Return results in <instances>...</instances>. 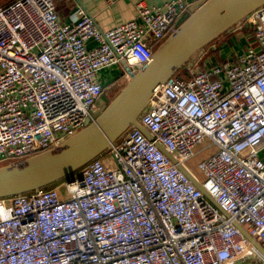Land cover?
Returning <instances> with one entry per match:
<instances>
[{"label":"built area","instance_id":"1","mask_svg":"<svg viewBox=\"0 0 264 264\" xmlns=\"http://www.w3.org/2000/svg\"><path fill=\"white\" fill-rule=\"evenodd\" d=\"M129 1L136 18L109 30L84 7L63 23L54 0L0 6L1 165L94 122L100 72L119 65L131 77L125 63H150L206 0ZM245 24L246 49L154 92L140 116L153 139L128 129L63 182L67 199L57 186L0 199V264H264L249 238L264 249V6ZM206 139L216 150L198 163L201 180L187 162Z\"/></svg>","mask_w":264,"mask_h":264},{"label":"water","instance_id":"2","mask_svg":"<svg viewBox=\"0 0 264 264\" xmlns=\"http://www.w3.org/2000/svg\"><path fill=\"white\" fill-rule=\"evenodd\" d=\"M262 6L264 0H206L160 44L150 63L138 67L136 72H132L125 63V69L131 73L130 79L94 122H88L56 148L20 163L0 166V199L48 187L61 180L71 182L77 170L108 150L133 126L153 139L151 132L141 123L140 116L154 92L180 69L193 67L195 57L203 55L211 42L222 34L234 32ZM245 26L252 27L251 24ZM178 167L218 206L184 165L178 164ZM249 238L264 255V249Z\"/></svg>","mask_w":264,"mask_h":264},{"label":"rangeland","instance_id":"3","mask_svg":"<svg viewBox=\"0 0 264 264\" xmlns=\"http://www.w3.org/2000/svg\"><path fill=\"white\" fill-rule=\"evenodd\" d=\"M250 32L246 31L243 26L239 25L236 28V31L230 33V34H222L219 36L216 40L211 42L207 47H206V52L203 55H199L195 57L194 62L195 65L190 68H196V69H203L207 65H209L213 60L216 61L221 58L220 55H222L224 58L232 52L236 51H242L244 48L246 49L247 46L249 45V36ZM220 47L221 54L219 56L211 57L213 53H211L214 49ZM213 58V60H212ZM188 72V74H187ZM122 73H124L119 65H114L110 68H107L105 70H102L100 72V75L103 79L104 85L110 82L113 77H121ZM179 74H190V69L185 68V69H180ZM118 77V78H119ZM123 78L121 80H118L114 84L110 85L106 91H104V95L101 98L100 101V113L106 108V106L117 96V94L121 91V89L124 87V85L127 83L129 80L126 76H122ZM108 79V80H107ZM210 140L206 139L204 140L201 144L196 146L194 149L195 151V156L187 162V165L189 168L197 175V177L201 180L204 179V175L201 172V170L198 167V163L206 158L211 152L216 150L215 146H210ZM58 187V192L63 199H67L70 194L68 193L67 190V185L66 183L62 182H57L53 184L51 187ZM260 254H262L259 251ZM264 258V255H263Z\"/></svg>","mask_w":264,"mask_h":264},{"label":"crops","instance_id":"4","mask_svg":"<svg viewBox=\"0 0 264 264\" xmlns=\"http://www.w3.org/2000/svg\"><path fill=\"white\" fill-rule=\"evenodd\" d=\"M12 1L0 0V6H6ZM137 1H145L149 6H163L169 0H135ZM54 2L63 23H69L76 9L84 7L95 18L102 30L112 29L117 24L135 19L137 16L135 5L129 0H115L113 3L108 0H54ZM88 45L93 46L95 42L89 41ZM118 77H113L106 85L113 83Z\"/></svg>","mask_w":264,"mask_h":264},{"label":"trees","instance_id":"5","mask_svg":"<svg viewBox=\"0 0 264 264\" xmlns=\"http://www.w3.org/2000/svg\"><path fill=\"white\" fill-rule=\"evenodd\" d=\"M246 31H252V29L251 28H246L245 29ZM212 44V43H211ZM211 53H213L212 54V56H210V58L211 57H214L215 58V56H219L220 54H221V51H220V47H218V48H216V49H214ZM221 56V58L220 59H218V60H216V61H214L213 60V58H212V63H221L225 58L222 56V55H220ZM179 72V71H178ZM122 79V75H121V77H119V78H117L113 83H111V84H108V85H105V89H104V91H106V89L110 86V85H112V84H114L115 82H117L118 80H121ZM0 166H2L1 164H0ZM80 170V169H79ZM79 170H77L74 174H77L78 172H79ZM59 182H65V180H61V181H59ZM51 186H53V185H50V186H48V187H46V188H51Z\"/></svg>","mask_w":264,"mask_h":264},{"label":"bare ground","instance_id":"6","mask_svg":"<svg viewBox=\"0 0 264 264\" xmlns=\"http://www.w3.org/2000/svg\"><path fill=\"white\" fill-rule=\"evenodd\" d=\"M128 79H130V77Z\"/></svg>","mask_w":264,"mask_h":264}]
</instances>
